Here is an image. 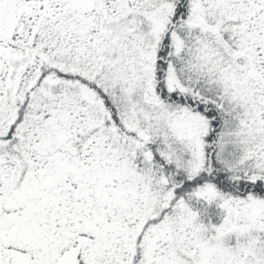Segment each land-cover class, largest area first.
<instances>
[{
  "label": "snow or ice",
  "instance_id": "6c2138e0",
  "mask_svg": "<svg viewBox=\"0 0 264 264\" xmlns=\"http://www.w3.org/2000/svg\"><path fill=\"white\" fill-rule=\"evenodd\" d=\"M0 264H264V0H0Z\"/></svg>",
  "mask_w": 264,
  "mask_h": 264
}]
</instances>
